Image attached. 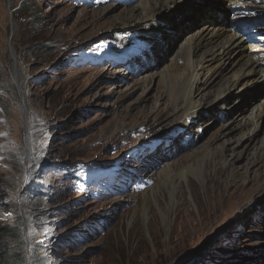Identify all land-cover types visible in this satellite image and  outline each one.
<instances>
[{
    "label": "rangeland",
    "instance_id": "obj_1",
    "mask_svg": "<svg viewBox=\"0 0 264 264\" xmlns=\"http://www.w3.org/2000/svg\"><path fill=\"white\" fill-rule=\"evenodd\" d=\"M136 2L0 0V200H18L23 224L28 221V255L31 259L36 249H43L46 264H264V116L258 129L250 130L253 139L246 152L238 148L227 154L231 167L221 171L219 184L227 171L238 175L225 181L218 198L222 209L217 207L216 187H196L197 200H192L188 181L195 179L188 173L172 176L167 184L177 185L171 189L156 187L170 165L177 167L183 156L202 154L217 127L230 122L233 114L219 102L214 112L218 110L220 123L215 124L216 113L211 123L209 112L198 111L200 117L196 114L189 128L197 134L202 124L195 139L194 133L181 132L185 119L170 126L155 121L169 101L167 79L160 75L171 62L183 65L185 44L199 20L182 19L199 0L179 3L162 17L161 27L169 33L164 39L160 34V42L171 40L163 54L146 52L140 61L129 62L119 48L125 34L120 17ZM222 2L207 0V7H199L205 8L202 23L215 18L209 13L214 9L223 14ZM106 8H112L110 14H101ZM173 20L181 25L167 30ZM220 22L227 24L225 18ZM136 43L131 42L133 56L143 48ZM13 53L21 77L15 73ZM151 73L159 75L143 83ZM217 91H202V106ZM251 108L246 106L243 116ZM28 140L32 175L25 187ZM227 142L222 138L217 146ZM234 153L241 156L235 159ZM13 155L17 161L11 160ZM213 161L207 159L208 164ZM95 176L103 181L101 188L94 180L88 182ZM31 179L50 203L36 207L23 201ZM240 180L244 186L236 189L234 182ZM207 193L211 201L202 199ZM209 207L216 214L209 216ZM14 209L8 208L6 217L14 216Z\"/></svg>",
    "mask_w": 264,
    "mask_h": 264
},
{
    "label": "bare ground",
    "instance_id": "obj_2",
    "mask_svg": "<svg viewBox=\"0 0 264 264\" xmlns=\"http://www.w3.org/2000/svg\"><path fill=\"white\" fill-rule=\"evenodd\" d=\"M135 2L140 3L132 6L130 11H124V17H120V20H122L121 28L125 34L122 38L123 43H120L119 48L122 50V57L129 62H136V60L140 61L141 58H144L146 52L164 53V50L167 45L170 44L171 40L168 44L166 43V45L160 42V34L162 39H164V33H169V31H165L164 27H161L164 21L162 17L164 18L172 7L180 5L179 3L182 2L186 3L188 0H135ZM206 2L207 0H199V5L189 6L187 9L188 14L183 16L182 21L184 20V22L190 19L199 20L197 26L198 30L190 35L185 44L183 65H177L171 62L160 75L164 81L167 79L165 85L168 90L169 101L167 107H165L166 109L163 110L162 113L157 112L155 121L170 126L185 119L182 123L184 125L179 128L182 133H187L188 136H191L190 133L196 134L195 131L189 128L194 127L196 122L194 117L196 114L199 115L198 111L204 110L205 112H209L211 115V118H209L211 123L214 120V113H216L215 117L217 122H215V124H218L220 123L218 119V110L216 109V112L214 111L215 108H218V103L223 102V105L227 104L231 109L233 116L230 122L217 127L216 134L202 154L183 156V158L179 160L178 166L176 167L174 165V167L170 165V167L162 173L155 185H158L156 187L164 186L165 189H167L168 186L170 187L169 189H171V187L177 185L175 184L172 186L174 183L169 184L171 182L169 179H171L172 176L177 173H188L191 175L190 177H194L196 182H193V180L188 181V190L192 200H197V195L193 192L196 187H199L200 190L202 189L203 191L205 189L207 191L209 187H216L217 207L222 209L224 203L221 204L218 202V198L223 196V188L226 184L225 181L229 180L228 182L230 183V181H233L238 175L227 171L226 178L223 180L224 183H222V185L219 184L218 179L221 171L231 167L232 162L227 160V154L238 148L241 149V153L246 152V148L249 147L253 139V131L251 132L250 130H257L264 116V0H223L222 3H224V5H220L219 7L225 9L220 10L224 15L222 14L219 16L220 13L217 14L218 9H214V11H210L209 13H212L215 18L209 17V19H207L208 23H202L206 21V19L202 18V9L205 8L199 7H207ZM188 3L186 5H189ZM214 8H216V6ZM111 9L112 8H106L101 14H110L112 11ZM226 12L230 14L229 18ZM114 17L115 16L111 15V20H113ZM222 18H225L226 25L225 23H219V20ZM172 22L174 24H172ZM172 22L167 23V30H170L171 26H174V29H176L181 25V23L174 20ZM159 28H162V32ZM187 28L188 26H186V29ZM153 29L159 30L160 33L144 40L141 38L147 31ZM136 39V46L143 43L142 50H144L145 47L147 48L144 51H140V56L142 54L143 56L138 59L137 56L139 54L133 56L131 53V48L135 46H131V42ZM12 56L15 57L14 53ZM194 56L197 57V59H195ZM162 58L163 56L159 55V59ZM19 63L20 62H18L15 57V73L17 76L21 77L22 74L20 72ZM157 75L159 74L151 73L148 77L146 76L147 78H143L142 82L145 84L149 82L152 83ZM213 85L216 86L212 88ZM221 87L225 89L222 91ZM216 88H218L219 91L212 94L213 97L210 99L209 105L205 108L202 106L203 98L201 97V92L206 89L211 90ZM197 97H200V99H197ZM250 104H252V111L248 116H243L244 108L250 106ZM26 107L25 104V108ZM199 117L200 115L198 118ZM27 125H29L28 120ZM136 125L139 124L137 123ZM211 127L212 126H210V128ZM201 128L202 124L197 126V134ZM27 129H29V127H27ZM196 135L191 138L195 139ZM222 138L228 139V142L225 146L222 144L217 146V142ZM27 139H29V137H27ZM29 140L27 141L28 144L30 143ZM170 140L171 136L167 139L166 143H168V141L170 142ZM219 147L221 148L217 150ZM241 153H234V158L240 157ZM261 156L264 159V151ZM209 157L214 158L211 164L207 163ZM165 178L168 179L165 180ZM168 180L170 181L168 182L169 185L167 184ZM234 184L236 189H242L244 186L242 180H240L239 183L234 182ZM218 185L219 187L217 188ZM202 199L204 201H211L212 195L207 193ZM177 201L179 207L181 200ZM255 208L256 207L253 209ZM233 210L232 208L224 212L228 214ZM206 211L209 216L213 213L216 214V211L211 207L208 209L206 208Z\"/></svg>",
    "mask_w": 264,
    "mask_h": 264
},
{
    "label": "trees",
    "instance_id": "obj_3",
    "mask_svg": "<svg viewBox=\"0 0 264 264\" xmlns=\"http://www.w3.org/2000/svg\"><path fill=\"white\" fill-rule=\"evenodd\" d=\"M47 49L46 46L43 52ZM11 160L17 161V157L13 155ZM74 167H62L61 170ZM58 172L60 171H56L54 174ZM26 190L24 202L36 203V207L42 206L45 202L50 203L47 200L49 196L46 197L43 192L38 191L37 183L33 179L30 180ZM17 204L18 200L10 196L0 200V264H46L41 256L43 249H36L31 259L28 255L22 215L18 211ZM13 207H15L14 216L6 217L8 208Z\"/></svg>",
    "mask_w": 264,
    "mask_h": 264
},
{
    "label": "water",
    "instance_id": "obj_4",
    "mask_svg": "<svg viewBox=\"0 0 264 264\" xmlns=\"http://www.w3.org/2000/svg\"><path fill=\"white\" fill-rule=\"evenodd\" d=\"M24 109H25V107H24ZM30 129H31V127H29V129H26V135H27L26 140H27V137L30 138ZM30 154H31V145L28 144V142H27V149L25 152V160H26V167H27L28 171H27V176H26V181H25V187L27 186V182H28L29 177L32 175V170H30V168H28V162H27V157L30 156ZM23 226H24L25 236L27 238V236H28V233H27L28 221L27 220H25Z\"/></svg>",
    "mask_w": 264,
    "mask_h": 264
},
{
    "label": "built area",
    "instance_id": "obj_5",
    "mask_svg": "<svg viewBox=\"0 0 264 264\" xmlns=\"http://www.w3.org/2000/svg\"><path fill=\"white\" fill-rule=\"evenodd\" d=\"M0 164H1V163H0ZM1 165H3V164H1ZM1 165H0V166H1Z\"/></svg>",
    "mask_w": 264,
    "mask_h": 264
}]
</instances>
